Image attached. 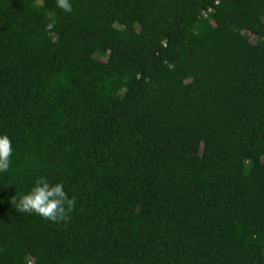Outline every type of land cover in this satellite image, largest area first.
<instances>
[{
    "label": "trees",
    "instance_id": "obj_1",
    "mask_svg": "<svg viewBox=\"0 0 264 264\" xmlns=\"http://www.w3.org/2000/svg\"><path fill=\"white\" fill-rule=\"evenodd\" d=\"M70 3L0 0V264H264V0Z\"/></svg>",
    "mask_w": 264,
    "mask_h": 264
},
{
    "label": "clouds",
    "instance_id": "obj_2",
    "mask_svg": "<svg viewBox=\"0 0 264 264\" xmlns=\"http://www.w3.org/2000/svg\"><path fill=\"white\" fill-rule=\"evenodd\" d=\"M56 7L64 12H71L70 0H56ZM50 29L52 24H48ZM13 153L12 141L5 134H0V174L7 173L10 157ZM75 197H69L63 183H50L44 177L35 180L22 195L9 197V203L18 212L36 214L51 222L66 220V211L71 208Z\"/></svg>",
    "mask_w": 264,
    "mask_h": 264
}]
</instances>
